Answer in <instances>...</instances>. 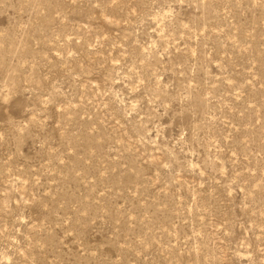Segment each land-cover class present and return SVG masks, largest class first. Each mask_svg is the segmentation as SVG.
I'll list each match as a JSON object with an SVG mask.
<instances>
[{
    "label": "rangeland",
    "instance_id": "obj_1",
    "mask_svg": "<svg viewBox=\"0 0 264 264\" xmlns=\"http://www.w3.org/2000/svg\"><path fill=\"white\" fill-rule=\"evenodd\" d=\"M0 264H264V0H0Z\"/></svg>",
    "mask_w": 264,
    "mask_h": 264
}]
</instances>
